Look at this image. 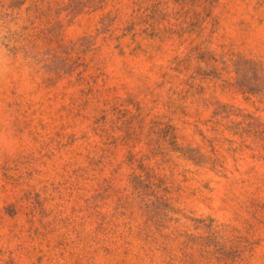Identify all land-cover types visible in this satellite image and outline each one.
<instances>
[{
    "label": "rangeland",
    "instance_id": "obj_1",
    "mask_svg": "<svg viewBox=\"0 0 264 264\" xmlns=\"http://www.w3.org/2000/svg\"><path fill=\"white\" fill-rule=\"evenodd\" d=\"M0 264H264V0H0Z\"/></svg>",
    "mask_w": 264,
    "mask_h": 264
}]
</instances>
